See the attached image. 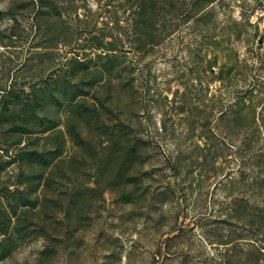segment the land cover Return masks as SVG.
Returning a JSON list of instances; mask_svg holds the SVG:
<instances>
[{
	"label": "rangeland",
	"instance_id": "obj_1",
	"mask_svg": "<svg viewBox=\"0 0 264 264\" xmlns=\"http://www.w3.org/2000/svg\"><path fill=\"white\" fill-rule=\"evenodd\" d=\"M0 264H264V0H0Z\"/></svg>",
	"mask_w": 264,
	"mask_h": 264
},
{
	"label": "trees",
	"instance_id": "obj_2",
	"mask_svg": "<svg viewBox=\"0 0 264 264\" xmlns=\"http://www.w3.org/2000/svg\"><path fill=\"white\" fill-rule=\"evenodd\" d=\"M146 7V5H144L143 9Z\"/></svg>",
	"mask_w": 264,
	"mask_h": 264
}]
</instances>
